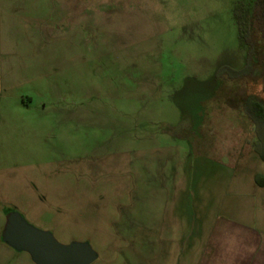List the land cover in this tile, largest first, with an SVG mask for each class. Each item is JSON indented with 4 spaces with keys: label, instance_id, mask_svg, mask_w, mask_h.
<instances>
[{
    "label": "rangeland",
    "instance_id": "374dc122",
    "mask_svg": "<svg viewBox=\"0 0 264 264\" xmlns=\"http://www.w3.org/2000/svg\"><path fill=\"white\" fill-rule=\"evenodd\" d=\"M253 1L0 0V230L16 210L91 264H193L219 238L264 257L258 136L214 78Z\"/></svg>",
    "mask_w": 264,
    "mask_h": 264
},
{
    "label": "trees",
    "instance_id": "16d2710c",
    "mask_svg": "<svg viewBox=\"0 0 264 264\" xmlns=\"http://www.w3.org/2000/svg\"><path fill=\"white\" fill-rule=\"evenodd\" d=\"M234 15L240 47L246 51L244 61L240 68L228 64L220 65L214 78L222 86L240 84L236 90L240 97L239 106L253 120L254 131L258 136L254 142V150L264 161V0H254L250 14L236 8ZM250 82H260L263 95L248 92ZM255 181L264 185V176L256 173Z\"/></svg>",
    "mask_w": 264,
    "mask_h": 264
},
{
    "label": "water",
    "instance_id": "95a60500",
    "mask_svg": "<svg viewBox=\"0 0 264 264\" xmlns=\"http://www.w3.org/2000/svg\"><path fill=\"white\" fill-rule=\"evenodd\" d=\"M1 239L29 254L34 264H91L98 256L88 241L60 242L49 230L29 223L18 211L6 213Z\"/></svg>",
    "mask_w": 264,
    "mask_h": 264
},
{
    "label": "crops",
    "instance_id": "0c3cea01",
    "mask_svg": "<svg viewBox=\"0 0 264 264\" xmlns=\"http://www.w3.org/2000/svg\"><path fill=\"white\" fill-rule=\"evenodd\" d=\"M261 173V172H258ZM263 176L264 174L261 173ZM255 180V175H254ZM257 183V182H256ZM258 184V183H257ZM259 185V184H258ZM263 186V185H261ZM1 218V215H0ZM1 221V220H0ZM221 239H218V242L216 243L218 246H211L210 249H205L201 251L196 259H194L193 264H247L245 256L241 250L237 249H230L229 245H226L223 248L221 244ZM219 247L220 251L217 249ZM10 246H8L6 243H4L1 239V230H0V264H5L8 261L11 260V258L14 257L16 259V262L20 264H30L28 257L23 254V251H19V254H15L13 250H11ZM256 257V258H255ZM252 262L254 263H248V264H264V257L257 259L258 255H256Z\"/></svg>",
    "mask_w": 264,
    "mask_h": 264
}]
</instances>
